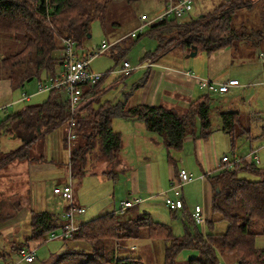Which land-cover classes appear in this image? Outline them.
I'll use <instances>...</instances> for the list:
<instances>
[{
	"label": "trees",
	"instance_id": "trees-1",
	"mask_svg": "<svg viewBox=\"0 0 264 264\" xmlns=\"http://www.w3.org/2000/svg\"><path fill=\"white\" fill-rule=\"evenodd\" d=\"M126 1L131 3L140 0ZM161 1L165 5L168 0ZM110 2L0 0V34L23 41L19 50L0 57V72L16 73L19 77L18 86H23L29 78H36L37 85L53 81L57 66L62 65L63 40H70L76 48H81L90 24L93 21H104ZM254 2L226 0L212 9V12L195 19L183 21L169 17L156 21L149 25L146 33L157 42V46L153 51L145 52L142 60L155 62L175 48L187 52L191 47H196L197 51L202 50L210 55L214 51L252 41V35L244 26L235 27L234 18L241 9L252 8ZM255 33L259 39L262 38V30ZM101 79L93 87H84L83 96L87 98L91 94L93 97L97 93L94 89L100 86ZM96 103L98 99L91 98L71 114L63 94L57 90H48L44 103L26 106L7 115L0 122V138H19L21 143L16 149L0 155V169L18 161L46 163L43 156H33L35 142L43 143L47 134L59 126L66 128L71 119L74 121V139L84 142L78 145L73 140L68 150L71 175L81 172L78 169L85 167L87 155L95 148L97 155L115 168L122 140L111 126L113 119L120 116L142 123L149 133L163 139L166 163L174 171L171 181L175 182L179 168L169 152H180L187 136L193 140H202L207 139L212 132V96L209 92L189 102L182 112L146 104L124 108V104H111L108 101ZM219 117L221 129L231 139L233 149L239 136H248L247 130H244L245 122L241 114L235 111L221 112ZM248 120L251 119L248 117ZM66 141L65 135L63 142L67 146ZM250 154L257 155V150L251 149ZM257 159V162L246 158L220 163L212 175L205 174L212 190L210 213L218 215L219 220L227 223L224 233H213V221L208 219L205 222V234L189 231L185 226L184 235L175 237L169 225L154 221L148 213L132 215L130 208L124 213H106L82 223L70 237L62 240H79L91 246L90 253H73L82 257L80 264H143L136 256L105 255L106 242L115 243L122 249L125 242L135 238L168 243L163 250V264H176L182 251L191 249L199 252V255L189 259L187 264H224L222 259L231 264H264V248H255V239L264 236V165H260L258 156ZM245 173L253 179L244 178L242 174ZM216 189L218 192H215ZM22 207L20 200H0V223L14 217ZM180 210H185L184 202ZM29 214L30 233L26 242L43 244L51 232L60 229L55 214L49 211L30 210ZM188 221L196 225L193 215L188 217Z\"/></svg>",
	"mask_w": 264,
	"mask_h": 264
},
{
	"label": "rangeland",
	"instance_id": "rangeland-1",
	"mask_svg": "<svg viewBox=\"0 0 264 264\" xmlns=\"http://www.w3.org/2000/svg\"><path fill=\"white\" fill-rule=\"evenodd\" d=\"M225 1L193 0L192 11L189 17H185L184 20L195 19L198 16L208 14L212 12V9ZM155 5H158L160 11L163 12L164 4L161 0H140L131 3H127L126 0H111L106 9L104 21H93L89 26V33L86 34L82 41V47L76 48V45H74V49L76 48L77 53L81 55L96 52L102 43L101 41L106 40L112 43L113 40L120 39V42L116 46L114 45V47L100 54L90 62V70L99 74H105V76L101 79L100 86L94 89L97 95L95 94L93 97H91V94L87 95V98H85L87 102L93 98L95 100L98 99L96 105L108 101L111 104H124V108L141 104L147 88L145 83L148 76L147 72L150 69L144 66L146 61L142 60V57L145 55V52L153 51L157 46V42L147 35V28L137 35H140L139 38L128 37V34L138 27V16L141 13L148 14L150 18L158 14L153 9ZM263 19L264 0H255L252 8L241 9L234 18L235 27L240 28L244 26L252 35V41H248L240 46L237 44L235 47L220 49L210 55L202 50H198L196 52L197 55L194 57H187L190 51L183 52L180 48H175L155 61H158L160 65H166V68L170 70L175 69L179 72L191 71L198 79L201 78L216 83H227L228 79H235L239 82L238 87L229 88V92L222 95L223 97L216 93L211 94L210 123L212 124V132L208 137L210 139L209 142L206 143L205 147L203 144L201 147L204 159L203 163L201 164L198 148H195V151H193L191 142L183 146L180 152H170L172 153V159L176 161V167L185 169L191 176V181L181 188L185 200V210L172 213L164 205L165 195L172 197V193L168 191L170 183L168 184L166 181L165 189L162 190L166 194L163 195L161 192V194L156 196V199L151 201L152 205L150 206H154L150 210L152 209L153 212L151 213L147 209L139 210L141 212L148 211L154 221L169 225L175 237L184 235L185 226L189 231H198L201 234H205V222L208 219H212L213 221V233H224L227 229L226 222L219 220V216L216 214L211 215L208 209L206 181L198 180L199 177L209 171L207 166H204L206 160L207 162L210 159L214 161L215 159H221L223 156H226L229 162L236 159L245 160L252 149L257 150L260 165H264ZM258 30H262L261 39L255 33ZM22 46L23 41L20 38L0 34V57L13 54ZM119 56L122 57L120 58ZM123 61L129 62L134 70L129 75L121 77L116 71ZM18 80L19 77L16 73L0 72V122L7 115L15 113L26 106L44 103L48 97V91L38 92L36 78L30 80V82L26 81L23 86H18ZM207 92L206 89L199 91L198 87H196L193 99L195 100ZM23 93L29 96V101L19 100ZM193 99H186V104L182 102L180 106L172 105L169 108L182 112ZM229 111L241 114L242 121L245 122L244 130H247L248 134V136H239L235 141L233 149L231 147V139L221 129L222 124L219 117V113ZM248 117L251 119L250 121ZM113 121V131H122L123 135V146L119 153L121 162L128 166L143 160L145 147L148 145L152 146V143L140 136L136 138L132 127L128 128L127 132L124 131L123 129L125 128L119 125V122H124L120 116H116ZM130 121L134 122L135 120L130 119ZM146 133L148 136L151 135L160 139L153 133L147 131ZM65 135L66 128L59 126L55 131L46 135L43 143L35 142L32 154L36 157L41 155L47 160L44 167H32L30 169L28 168L29 163L18 161L1 168L0 200H20L23 206L27 205L33 211H49L55 214L59 223L61 220L60 214H62L61 207L65 201L60 196L54 194L53 189L60 187L62 184H58L57 182L65 179L66 184L72 186L75 199L78 200L79 205L83 206L85 210L75 223L76 226L89 222L91 219L98 215L101 216L105 212L116 211L120 201L124 197V192L123 194L121 192V189H123V171L116 170L104 158L102 159L97 155V148H95L94 151L87 155L93 160L91 167L86 165L83 173L77 171L72 176L71 172L66 170L69 164V152L66 143L63 142ZM74 142H78V145L84 143L81 139L77 138L74 139ZM20 143L21 140L19 138L3 136L0 138V155L3 152L16 149ZM137 147L138 150L142 147L143 157H141L140 152H137ZM160 151L163 153V158L159 160L156 166L160 171L165 173L166 169L169 168L165 163L166 160L164 162V159H166L165 148ZM154 154L156 157L158 153L155 152ZM242 176L253 179L248 173L242 174ZM37 179L40 181L34 184L33 181ZM113 191L114 193L112 194ZM195 206L204 209L206 215L205 225L196 223L193 226L188 221V217L193 214ZM131 211L133 212V209ZM56 234H60V229L56 230ZM4 240L6 241L3 244L5 248H2L0 245L1 264H80L82 257L73 253H90L92 249L90 245L79 240L51 239L48 235L45 243H38V246H35L34 262L27 263L24 260L18 262L19 258L13 253H10L9 256L4 253L9 252L10 247H13V250L14 247L18 249L19 245L22 244L21 236L19 239ZM166 246H168V243L164 241H150L136 238L125 242L122 249L121 246L117 247L115 243L106 242L105 255L108 257L112 255L116 257L130 255L132 257H139L143 264H163V250ZM255 248H264V236L255 239ZM67 253L69 254L66 255ZM198 255L199 252L194 249L184 250L179 255L176 264H187L189 259L192 257L197 258ZM3 256L5 259H2ZM222 261L224 264H231L224 259Z\"/></svg>",
	"mask_w": 264,
	"mask_h": 264
},
{
	"label": "crops",
	"instance_id": "crops-1",
	"mask_svg": "<svg viewBox=\"0 0 264 264\" xmlns=\"http://www.w3.org/2000/svg\"><path fill=\"white\" fill-rule=\"evenodd\" d=\"M153 9L157 13L161 12L158 5H155V7ZM113 41H115V40H113ZM147 62L151 63L150 67L145 66L147 64ZM146 64L144 66L146 68H150L149 71L147 72L148 76L146 77V81H145L147 88L144 92V95H143L144 98L142 99L141 104H137V105L146 104L149 106H161V107H164L166 109H171L169 107H172V105L173 106H175V105L180 106V105H182L181 104L182 102L184 104H186L185 103L186 99H193L194 90L196 87H198V81H197L198 77L195 76L193 72H191V71L179 72V71H176L175 69L170 70L169 68H166L167 67L166 65H164V64L160 65V63L158 61L154 63V62L147 60ZM59 68L60 67L57 66L56 71H58ZM152 68L158 69V70L155 71L154 69L152 70ZM163 86H164V88L162 89ZM198 89H199V91L202 90L199 87H198ZM220 96H222V95H220ZM27 101H29V99ZM121 118L123 119L124 122H119V125L122 126L123 128H125V129H123L124 131L127 132L128 128L132 127L135 131V137L136 138L140 136L141 138H144V140H149L152 143V146L148 145L147 147H145V155L142 152V147H140L141 148L140 150H138V147H137V152H140L141 157H143V155H144V159L140 160L138 162H135L132 165L127 166L126 164L121 162V160L119 159V156H118V165L115 167V169L119 170V171H123V173H124L123 182H122L123 183L122 184L123 189H121L122 194L124 192V197L122 198L121 201H123L125 199L133 200V198L140 199L141 202L138 203L137 205H134L130 210L133 209V212H135L134 215H141V214H147L148 213L151 216L150 212L152 213L153 210L152 209L150 210V208H152L154 206V205L150 206V205H152L151 201L156 199V196L161 194V192H162V194H164L163 193L164 191H162V190L165 189L166 182H168V184L172 182L171 180H172L174 171H173L172 167H170L165 162L166 159H164V162L166 163L167 167H169V168L166 169L165 173L160 171V169L156 166L158 164L159 160H161V158H163V153L160 151L163 148H165L164 143H163V139H161L160 136H159L160 139H157L155 136H151V135L148 136L146 133L147 130L143 126L142 123H140L136 120L134 122H132L130 120L127 121V119H125L123 117H121ZM131 124H133V125H131ZM112 127H114V121H112ZM116 132H118V131H116ZM118 133L120 134V137L122 140V146H123L122 131H120ZM209 140L210 139H208V138L202 139V140H193V138H191L190 136H187L185 139V142H184V146L188 142H191V144L193 146V151H195V148L196 149L198 148L199 158H200V161L202 164L204 159L202 157L203 154L201 152V147H202V144L205 147L206 143H208ZM121 149H122V147H121ZM121 149H120V152H121ZM155 152L158 153L156 157L154 154ZM165 153H166V150H165ZM132 154H133V152H132ZM170 155H172V153H170ZM165 156H167V153ZM221 159H217V160L215 159L214 161H212L210 159L209 162H207V160L205 161L204 166H207V168L209 170L208 173H206L207 175L213 174V172L217 168V164L219 163V161ZM92 161L93 160H91V158L87 156V160H86L87 163L85 164V166L88 165L91 167ZM46 163L40 164V163L32 162L29 164L28 168L32 169V167H35V168L44 167V165ZM66 170H68L70 172L68 165L66 167ZM78 170H81V173L84 172V168H81V169L79 168ZM161 170H163V169L161 168ZM205 177H206L205 174H203L201 177H199L198 180L206 181V184H207V191H206L207 193L206 194L208 196L207 202H208V209H209L210 201L212 198V190H211V186H210L209 182L206 180ZM39 181L40 180L37 179V180H34L33 183L37 184ZM57 183L65 185L66 181H65V179H61ZM113 193H114V191L112 192V194ZM73 199H74L75 206L76 205L81 206V205H79L78 200L75 199L74 192H73ZM183 202H184V206H185L184 198H183ZM66 207H67V202L65 201V202H63L62 207H61V213L62 214H60V217H61V220L59 222L60 226L62 225V222H63V214H64L63 212L65 211ZM81 207H83V206H81ZM140 209L141 210L147 209L150 212H148V211L147 212H145V211L141 212V211H139ZM30 210H32L31 207L24 205L21 209H19V211L15 214L14 217L9 218L5 222L0 223V245L2 248H5V246L3 244L6 241L4 239H9V240L10 239L11 240L12 239H19L20 236L22 239L21 240L22 244L19 245L20 247H18V249L13 250V247L12 248L10 247L9 252H7V253L4 252L7 256H9L10 253L17 255V252L21 247H30V248L36 250L35 246H38V243L34 244L32 242H26V239L30 233V229H29V220H30L29 212H30ZM179 210L180 209H177L176 211H179ZM176 211H174L173 213H175ZM112 212H113V210L110 213H112ZM133 212H132V214H133ZM106 213H109V212H105L103 215H105ZM79 216H81V214L75 215L74 223H76L79 220ZM97 217H99V215ZM77 226H79V225H77ZM137 248H139V246H137ZM3 258H4V256L2 257V259ZM21 260L19 259L18 262H21ZM0 264H1V261H0Z\"/></svg>",
	"mask_w": 264,
	"mask_h": 264
},
{
	"label": "built area",
	"instance_id": "built-area-1",
	"mask_svg": "<svg viewBox=\"0 0 264 264\" xmlns=\"http://www.w3.org/2000/svg\"><path fill=\"white\" fill-rule=\"evenodd\" d=\"M193 0H168L164 5L163 12L156 14L153 18H150L148 14L141 13L138 16V27L128 34V37L135 38L139 33H142L149 25L155 23L156 21L165 18H175L177 20H184L185 17H189L192 11ZM122 40V39H121ZM101 45L96 52H90L79 55L74 49V43L70 40H63L64 49L62 53V65L56 71V77L53 81L46 83L44 85L38 84V92H44L48 90H57L61 92L66 100L68 110L71 114L87 102L86 97L83 96L84 87H93L98 81L105 75L102 73H96L89 69L90 62L97 58L100 54L111 49L116 43L120 42V39H116L112 43L109 41H101ZM264 56V55H262ZM260 58V57H259ZM264 60V59H263ZM145 66L150 67L151 63H147ZM134 69L130 66L129 62L123 61L121 66L117 69V73L120 76L129 75ZM198 87L201 89H206L211 94L224 95L229 92V88L239 86V82L235 79H228L227 83H216L209 80L197 79ZM29 96L23 93L19 100L27 101ZM74 121L71 119L69 124L66 126V138L68 144V150L72 145V141L75 138L74 133ZM247 160H255L257 162V155L250 154ZM226 156L222 157L217 166L220 163L228 162ZM236 161V160H235ZM191 181V176L189 173L181 168L178 171L177 178L175 182H171L168 191L172 193V197L166 196L164 198V205L170 211H176L180 209L183 204V197L181 195V188ZM54 194L60 196L67 202V207L63 212V222L60 226V234L57 235L56 231L49 234L51 239H63L68 238L74 233L78 227H76L74 220L76 214H82L84 208L81 206H75L73 199V190L70 184L61 185L60 187H55L53 189ZM166 194V192H163ZM163 194V195H164ZM141 200L133 198V200L125 199L120 202L117 211H113L111 214L124 213L125 210L132 208L134 205L140 203ZM193 212V218L196 223L205 225L204 221L206 215L204 209L199 206H195ZM35 250L30 247H21L17 252V257L24 260L27 263H32L35 260Z\"/></svg>",
	"mask_w": 264,
	"mask_h": 264
},
{
	"label": "water",
	"instance_id": "water-1",
	"mask_svg": "<svg viewBox=\"0 0 264 264\" xmlns=\"http://www.w3.org/2000/svg\"><path fill=\"white\" fill-rule=\"evenodd\" d=\"M89 36V35H88ZM197 48L196 47H191V50L189 52V54L187 55V57H194L197 55ZM31 78H29V80L27 82H30ZM215 192H218V189L215 190Z\"/></svg>",
	"mask_w": 264,
	"mask_h": 264
}]
</instances>
